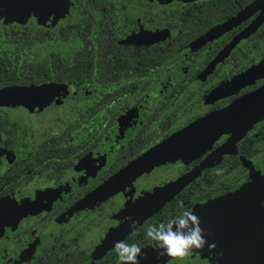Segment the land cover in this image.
<instances>
[{
    "label": "flooded vegetation",
    "instance_id": "obj_1",
    "mask_svg": "<svg viewBox=\"0 0 264 264\" xmlns=\"http://www.w3.org/2000/svg\"><path fill=\"white\" fill-rule=\"evenodd\" d=\"M263 89L264 0H0V264H119L186 210L216 254L154 264L264 261Z\"/></svg>",
    "mask_w": 264,
    "mask_h": 264
},
{
    "label": "clouds",
    "instance_id": "obj_2",
    "mask_svg": "<svg viewBox=\"0 0 264 264\" xmlns=\"http://www.w3.org/2000/svg\"><path fill=\"white\" fill-rule=\"evenodd\" d=\"M221 170H217V174ZM183 207V204L180 205ZM139 221L133 220L129 228L135 232ZM146 238L155 243V251L158 257L185 258L194 253H202L207 247L210 256H214L217 244L209 242L206 230L201 226L200 218L192 211H183L166 223L152 225L146 229ZM114 250L118 256L119 264H140L144 255L142 249L135 243L116 241Z\"/></svg>",
    "mask_w": 264,
    "mask_h": 264
},
{
    "label": "water",
    "instance_id": "obj_3",
    "mask_svg": "<svg viewBox=\"0 0 264 264\" xmlns=\"http://www.w3.org/2000/svg\"><path fill=\"white\" fill-rule=\"evenodd\" d=\"M264 94V89L260 90L256 93H253L247 96V108L249 103L251 102L254 106V102L258 101V105H256L251 111L247 112V129H249L256 121L260 120L264 117V100L261 98V95ZM258 181H256L262 189L264 188V180L258 177ZM260 188V191H261ZM263 194V193H261ZM214 223V222H213ZM144 255L141 257L140 264H154L158 262L163 257H158L155 251V247L151 245L148 248L142 249Z\"/></svg>",
    "mask_w": 264,
    "mask_h": 264
},
{
    "label": "rangeland",
    "instance_id": "obj_4",
    "mask_svg": "<svg viewBox=\"0 0 264 264\" xmlns=\"http://www.w3.org/2000/svg\"><path fill=\"white\" fill-rule=\"evenodd\" d=\"M223 200L224 199H219L210 202V204H208L209 207L205 211V214L208 213V211L212 212L211 209L215 210V208L216 209L220 208L224 203L227 202V201L222 202ZM260 243H261L260 241H257L256 245L253 247H250L249 245L246 244H242L243 251L235 252V255L231 259L230 264H262L264 261H262L261 258L255 257L257 249L260 250V247L262 246ZM247 250L249 251L248 253Z\"/></svg>",
    "mask_w": 264,
    "mask_h": 264
}]
</instances>
